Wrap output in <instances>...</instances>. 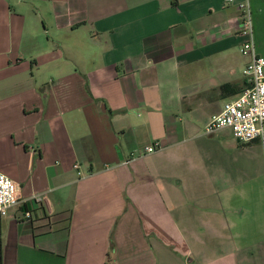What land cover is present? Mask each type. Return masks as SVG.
Wrapping results in <instances>:
<instances>
[{"label":"crops","instance_id":"1","mask_svg":"<svg viewBox=\"0 0 264 264\" xmlns=\"http://www.w3.org/2000/svg\"><path fill=\"white\" fill-rule=\"evenodd\" d=\"M239 1L0 0V264H264L263 148L203 131L246 84Z\"/></svg>","mask_w":264,"mask_h":264},{"label":"built area","instance_id":"2","mask_svg":"<svg viewBox=\"0 0 264 264\" xmlns=\"http://www.w3.org/2000/svg\"><path fill=\"white\" fill-rule=\"evenodd\" d=\"M249 1L240 0L236 3L237 33L245 38L240 52L249 57L242 71L247 87L234 98L224 101L220 112L210 117L203 131L205 135H211L219 129L228 128L239 142L261 144L264 155V57L255 52ZM159 148L160 145L154 143L145 147L144 152L150 154ZM33 201L37 205L43 202L39 197ZM23 203L19 185L0 173V217H6L11 209ZM25 217L30 218V213L25 212Z\"/></svg>","mask_w":264,"mask_h":264},{"label":"trees","instance_id":"3","mask_svg":"<svg viewBox=\"0 0 264 264\" xmlns=\"http://www.w3.org/2000/svg\"><path fill=\"white\" fill-rule=\"evenodd\" d=\"M246 87H247V83L244 85V87L239 92H242ZM223 88H224V86H223Z\"/></svg>","mask_w":264,"mask_h":264}]
</instances>
